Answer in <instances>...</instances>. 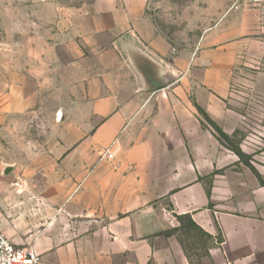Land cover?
<instances>
[{
  "label": "crops",
  "instance_id": "obj_1",
  "mask_svg": "<svg viewBox=\"0 0 264 264\" xmlns=\"http://www.w3.org/2000/svg\"><path fill=\"white\" fill-rule=\"evenodd\" d=\"M160 1L0 0V229L41 264H264V186L198 110L240 132L237 71L264 39L223 21L182 49ZM46 96L55 138L8 161ZM182 216L211 236L192 260L164 235Z\"/></svg>",
  "mask_w": 264,
  "mask_h": 264
},
{
  "label": "rangeland",
  "instance_id": "obj_2",
  "mask_svg": "<svg viewBox=\"0 0 264 264\" xmlns=\"http://www.w3.org/2000/svg\"><path fill=\"white\" fill-rule=\"evenodd\" d=\"M160 2V8L152 11L153 20L166 37L182 49L192 46L193 42L198 41L206 32L218 27L223 21L228 27L234 26L235 23L239 24L238 29L250 39H264L263 2L241 4L237 8L233 7V0H161ZM237 73L238 80L233 87L237 102L235 107L244 118L240 132L229 147L240 149L244 147L245 155L250 157L249 161L253 167L254 157L264 162V50L260 60L251 62L244 71ZM44 106L43 111L47 112L46 114L24 120L22 132L10 137L11 141L7 145L10 149L8 161H12L11 150L14 144L17 145V155L20 143L26 146L36 145L39 152L55 138L56 120L53 114L59 104H56L55 97L46 96ZM224 146L228 148V145ZM23 154L26 155L27 152ZM2 161L0 160V168ZM20 186L12 185L14 189L18 187L21 189ZM27 186L29 185H24L23 188ZM39 188H44V185H38L37 190ZM202 246L201 244L191 246L186 240L187 250L193 259L202 253L198 252Z\"/></svg>",
  "mask_w": 264,
  "mask_h": 264
},
{
  "label": "trees",
  "instance_id": "obj_3",
  "mask_svg": "<svg viewBox=\"0 0 264 264\" xmlns=\"http://www.w3.org/2000/svg\"><path fill=\"white\" fill-rule=\"evenodd\" d=\"M198 110L202 115L203 119L205 120V122L209 126H211V128L215 131L219 141L223 145H228V148L239 157L240 161H242L246 166H248L254 172V174L259 179L260 183L264 186L263 179L252 167L249 161L250 157L245 155L239 147H235V148L229 147V144L232 143L234 138H231L230 136L226 135L201 109ZM178 220L181 224L180 227L175 228L171 231H167L164 233V235L166 237L176 235L180 244L184 248L188 258L192 260V257L190 256V253L186 247V240L189 242V244H191V246L198 244L207 245L208 241L211 239V236L204 233V231L198 225H196L189 216L178 217Z\"/></svg>",
  "mask_w": 264,
  "mask_h": 264
},
{
  "label": "built area",
  "instance_id": "obj_4",
  "mask_svg": "<svg viewBox=\"0 0 264 264\" xmlns=\"http://www.w3.org/2000/svg\"><path fill=\"white\" fill-rule=\"evenodd\" d=\"M233 2V7L237 8L238 5L246 3H264V0H233ZM102 158L112 160L114 155L108 150ZM0 264H41V257L32 247L17 245L0 229Z\"/></svg>",
  "mask_w": 264,
  "mask_h": 264
},
{
  "label": "water",
  "instance_id": "obj_5",
  "mask_svg": "<svg viewBox=\"0 0 264 264\" xmlns=\"http://www.w3.org/2000/svg\"><path fill=\"white\" fill-rule=\"evenodd\" d=\"M5 174H8V172H5Z\"/></svg>",
  "mask_w": 264,
  "mask_h": 264
}]
</instances>
